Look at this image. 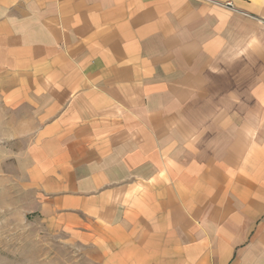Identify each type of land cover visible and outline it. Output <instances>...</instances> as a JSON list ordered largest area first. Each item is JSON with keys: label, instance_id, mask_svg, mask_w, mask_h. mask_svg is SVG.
Listing matches in <instances>:
<instances>
[{"label": "crops", "instance_id": "0c3cea01", "mask_svg": "<svg viewBox=\"0 0 264 264\" xmlns=\"http://www.w3.org/2000/svg\"><path fill=\"white\" fill-rule=\"evenodd\" d=\"M0 133L86 264H264V0H0Z\"/></svg>", "mask_w": 264, "mask_h": 264}, {"label": "rangeland", "instance_id": "374dc122", "mask_svg": "<svg viewBox=\"0 0 264 264\" xmlns=\"http://www.w3.org/2000/svg\"><path fill=\"white\" fill-rule=\"evenodd\" d=\"M0 133V264H86L81 251L37 214L21 141Z\"/></svg>", "mask_w": 264, "mask_h": 264}]
</instances>
